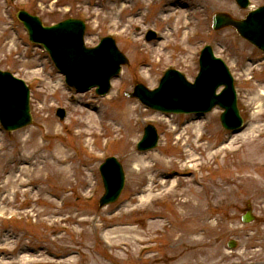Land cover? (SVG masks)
Instances as JSON below:
<instances>
[{
    "label": "rangeland",
    "instance_id": "rangeland-1",
    "mask_svg": "<svg viewBox=\"0 0 264 264\" xmlns=\"http://www.w3.org/2000/svg\"><path fill=\"white\" fill-rule=\"evenodd\" d=\"M17 2L16 6L8 4L9 9L4 10L6 4L0 0V69L24 79L29 85L33 122L32 126L16 133L0 132V192L4 194L0 212L7 214L19 207L9 200L15 191L17 200L21 199L24 182L34 184L31 204L37 202L38 209L36 218L11 219L8 214L0 218V240L5 236L0 245H15L7 250L0 247V264L26 263L21 260L24 256L15 257L29 240L35 250L31 259L42 260L38 264H264V137L257 138L264 127V99H258L264 92V74H254L255 79L247 84L242 81L252 69L248 64L250 53L258 57L257 61L261 56L228 30L219 32L218 39L214 40L218 53L227 57L238 72L234 77L239 108L242 117H246L254 129L242 136L249 141L244 142L243 148L236 143L230 151H223L226 147L214 148L209 154L222 153L218 159L209 161L208 152L197 149V144L192 145V142L200 134L204 135L199 142L201 145L224 139L217 124L219 110L204 116L202 121L192 122L161 115L122 95L124 91L130 92L135 83L156 87L161 74L169 68L179 69L193 80L198 71L193 51L202 42L198 37L194 42L187 41V54L183 49L187 43L181 31L176 34L172 30L167 40L173 42L172 45L157 54V47L153 48V43L145 45L141 37L128 39L126 32L114 35L119 50L130 64L113 81L114 88L107 98L111 100L107 102V99L96 98L93 92L76 94L64 85L47 56L28 43L15 19L16 7L35 14L30 0ZM87 2L94 17L88 22L85 41L87 47H92L115 28L108 27L102 20V0ZM169 4L173 2L169 0ZM218 9L229 11L224 10L226 6L221 1ZM79 13L74 9L69 15L80 17ZM41 16L46 24L68 17ZM9 20L15 22L11 24ZM159 27L164 28L158 25V30ZM168 27L172 28L170 24ZM145 29L142 27L141 32ZM208 41L211 40L203 42ZM56 107L65 110L63 122L55 116ZM114 116L124 120V124L115 121ZM90 117L92 124L86 121ZM151 121L159 134L158 146L151 153L138 154L134 144ZM78 122L83 124L78 126ZM189 123L200 126L201 130L186 132ZM79 132H87L89 143L82 138L84 135L77 134ZM27 137L42 146L31 148ZM240 140L238 142L242 143ZM55 143L58 147L53 148ZM30 152L39 165L37 172L32 168L25 171L27 166L21 162ZM106 157L121 161L125 186L115 205L98 209L97 202L103 194L98 166ZM59 158L66 160V166L55 164ZM130 158L133 161L128 163ZM139 158L144 159L143 162L138 163ZM167 163H172L169 174L161 175L151 185L150 176L159 171L158 165ZM182 166L186 168L184 175L179 171ZM140 200L143 201L139 204ZM243 204L252 208L255 223L241 224ZM45 218L48 223L40 221ZM80 221L85 224L80 225ZM184 226L198 233L193 237L196 253L188 259L182 256L191 240L179 237ZM110 229L115 230V234L102 239V232ZM123 229L129 231L120 233ZM21 232L24 235H20ZM230 239L237 242V247L228 252L226 241ZM142 245L150 249L137 259L136 252ZM12 249L15 252L9 255Z\"/></svg>",
    "mask_w": 264,
    "mask_h": 264
},
{
    "label": "water",
    "instance_id": "water-1",
    "mask_svg": "<svg viewBox=\"0 0 264 264\" xmlns=\"http://www.w3.org/2000/svg\"><path fill=\"white\" fill-rule=\"evenodd\" d=\"M258 26L259 25L256 26V29H258ZM28 29L33 39H35L36 31L44 30L43 32H45L46 30L42 29L39 23L34 20L29 21ZM54 29L55 28H52L53 31ZM255 34H258V31H255ZM110 58L112 61H115L121 57L116 51H114L113 53H111ZM58 60L62 64L59 65L60 69L67 75L69 81L74 84L77 81L76 76H73L77 69L76 61L66 62L62 55L58 56ZM120 63L121 61L117 64L116 70H118L117 68ZM109 65L110 63L108 61H104L102 63V72L108 73L110 70ZM99 69L100 64L94 63L88 69L89 76H93V73L97 72ZM116 70L113 71L112 74H115ZM200 76L201 77L199 79V82L201 83V85L196 86L194 89H191L189 92H191L192 94H184L190 88H183L182 90L178 89V82H173L171 78H164L161 82L160 90L155 91L153 93H149L145 91L142 87H139L135 90L134 96L137 97L141 101V103L145 104L146 106L152 109L160 111H174L178 113L187 112L194 107L200 108L199 105L201 104L202 100H204L205 102V106L203 107L204 110H209L214 104L219 103L222 107L226 109L225 117L238 120L234 100L232 99L230 100V102H228V89L225 92V96L217 101L215 100L216 98L214 96V91L217 87V84H214L213 86L209 85V81L211 79V72L207 71L204 65H202V71ZM7 81H10L8 75H0V120L5 125V127H7V129H14L23 126L29 122V120L26 119L27 91L23 87V85L18 82H15L12 86L14 90H9L8 85L6 84ZM91 85L92 84H90V86ZM227 85L229 88L230 84ZM107 90L108 85L101 90V93H105ZM161 90H163V104H160L158 102L159 93L161 92ZM13 104H21L24 108V111L21 114L22 116L15 117L10 120L11 115L15 111V107L13 106ZM223 121L226 120L223 119ZM156 139L157 138L155 136L154 130L152 128H149L148 130H146V136L143 139L142 146H140L139 149L142 150L146 148H153L156 145ZM100 172L103 178L104 188L106 191V195L102 200V203L104 204L113 202L117 198L123 185L121 168L115 160L109 159L100 168ZM245 221H248V218H246Z\"/></svg>",
    "mask_w": 264,
    "mask_h": 264
},
{
    "label": "bare ground",
    "instance_id": "bare-ground-1",
    "mask_svg": "<svg viewBox=\"0 0 264 264\" xmlns=\"http://www.w3.org/2000/svg\"><path fill=\"white\" fill-rule=\"evenodd\" d=\"M167 18V17H166ZM113 114V113H112ZM113 118H115V121H117V122H120L122 119H120V118H118L117 116H114ZM87 122H88V124H92V119H91V117L90 118H88L87 120H86ZM86 121L84 122V124L86 123ZM78 124V126L80 125V124H83V122H78L77 123ZM77 134H80V135H84L82 138L84 139L85 137H86V134H87V132H79V133H77ZM28 138V137H27ZM27 138H25V139H27ZM87 140H89V139H86V143L88 142L89 143V141H87ZM28 143H30V147L32 148V147H34V148H36V145L34 144V141L31 139V138H28ZM26 142V141H25ZM208 149H210V147H208ZM58 154H62L61 152H57ZM62 156V155H61ZM63 157V156H62ZM151 157V156H150ZM154 157H152V159H153ZM138 160H140L138 163H141V162H143V160L144 159H142V158H139ZM133 161V158H130L129 160H128V163H130V162H132ZM66 160H63L62 158H59L58 160H56V162H55V164L57 165V166H66ZM159 166H163V165H159ZM171 166V163H168V164H166V167H167V169H169V167ZM25 171H30L29 169H26ZM152 172V171H151ZM27 173V172H26ZM163 174H165V172L163 171V170H160L159 169V171L158 172H156L155 174H154V176H150V179H149V181H150V183L151 184H153V183H155L156 182V180H157V178L158 177H160L161 175H163ZM151 190V189H150ZM54 213V212H53ZM82 222H83V225L85 224V221H80V225L82 224ZM88 222H89V220H88ZM187 226V225H186ZM129 231L128 229H123L122 231H120V233H122V232H125V231ZM182 231H181V233H180V235H179V237L182 239V240H194L193 239V237H196L197 236V231L196 230H192V229H188L187 227H185L184 226V228H182L181 229ZM83 234V233H82ZM115 234V230H109V231H107V232H104L103 233V236L104 237H109L110 235H114ZM190 242V245L184 250V252H183V258H185V259H188L190 256H192V255H194V253H196V252H194L193 251V248L195 249L196 247H194V245H193V241H189ZM21 256H24V258H27L28 260H26V259H24V258H21V260H25L26 261V263L27 264H37V263H39L40 261H42V260H34V259H31V255H30V253H25L24 255H21Z\"/></svg>",
    "mask_w": 264,
    "mask_h": 264
}]
</instances>
